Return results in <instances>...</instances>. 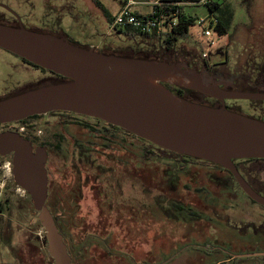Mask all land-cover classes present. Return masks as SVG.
<instances>
[{"label":"flooded vegetation","instance_id":"flooded-vegetation-1","mask_svg":"<svg viewBox=\"0 0 264 264\" xmlns=\"http://www.w3.org/2000/svg\"><path fill=\"white\" fill-rule=\"evenodd\" d=\"M16 2L18 6L14 11L9 0L0 1V5L13 12L12 14L0 7V21L14 26L22 25L33 31L41 30L56 34L74 43L66 33L61 35L58 32L59 29L63 31L58 21L64 14L58 12V6L49 2L48 4L57 11L53 12L54 10L50 9L49 15L44 17V10L47 7L41 3L42 22L37 27L40 29H37L32 28L37 25L32 20L34 17L31 9L33 10L34 5L31 0ZM49 16L54 18L47 21L45 18ZM172 50H175V47ZM8 54L16 58L19 65L6 64L9 69L6 71L2 61L0 62V97L43 81L62 80L49 71L11 53ZM257 59L256 57L254 60L252 57L247 60L239 71H234L235 68L228 69L227 55L224 60L213 63L201 60L197 64H200L202 69L197 68L208 70L213 75L222 73L225 78L238 76L233 82L236 89L255 90L252 81L256 79V72L255 67L251 65H254ZM259 59L264 60V56L260 55ZM18 66L39 72V80L17 83L18 79H14L10 72ZM257 78L263 85V90L256 91L264 92V71ZM207 101L208 105H220L210 98H207ZM232 102L240 101L227 100L225 106L231 108L229 104ZM251 111L255 113L256 109ZM4 132L18 133L31 144L33 150L37 148L45 150L47 195L51 191L54 196L51 202L53 211L74 214L96 210L97 214L93 220L84 219L82 227L88 229L95 223L101 229L130 227L134 230L132 237H135V234L144 235L148 243L152 226V205L139 204L137 196L138 171L144 166L148 170L161 173L164 183L172 189L180 186L182 194H186L183 196L184 203H193L198 208L195 211L199 218L194 219V222H197V225L204 223L199 227L197 236H189L187 239L183 235L182 241L188 243L164 263L181 255L185 258L194 257L198 264H264V215H250L245 210V203L248 200L263 209L264 207L252 201L243 192L229 171L208 162L160 149L119 127L69 111H52L19 122L2 124L0 134ZM11 157V154L0 155V264H10V258H17L15 248L11 252L12 247L8 238ZM233 164L247 185L264 198V159L239 160L233 161ZM197 169H200V172L196 171ZM186 198L188 201L185 202ZM166 202L169 203V207L172 203L176 204L169 202V199ZM90 203L94 207L92 210L89 208L92 206ZM142 212L145 216L138 220ZM69 219L67 222L70 226L78 225L74 216ZM100 242L108 244V238H103ZM186 248H193L196 251L187 253ZM243 255L251 256L236 257ZM152 258L153 252L150 248L146 252L147 263ZM128 259L134 261L131 255Z\"/></svg>","mask_w":264,"mask_h":264},{"label":"water","instance_id":"water-1","mask_svg":"<svg viewBox=\"0 0 264 264\" xmlns=\"http://www.w3.org/2000/svg\"><path fill=\"white\" fill-rule=\"evenodd\" d=\"M4 9L13 12L4 5ZM0 49L57 75L0 97V125L52 111L102 120L156 147L229 171L243 192L264 207L233 161L264 159V122L232 112L227 100L264 102V92L236 89L238 76L190 67L185 62L137 58L70 43L63 37L0 23ZM167 86L219 102L211 107L175 95ZM225 88H231L227 90ZM11 154L13 182L27 193L44 230L53 264H71L66 244L46 205L47 155L18 133L0 134V155ZM243 255L236 257H246Z\"/></svg>","mask_w":264,"mask_h":264},{"label":"rangeland","instance_id":"rangeland-1","mask_svg":"<svg viewBox=\"0 0 264 264\" xmlns=\"http://www.w3.org/2000/svg\"><path fill=\"white\" fill-rule=\"evenodd\" d=\"M223 1L230 3L233 7L234 18L232 27L226 36H214V44L210 47H208L202 36V29L196 23L189 29V38L182 39L176 44L175 50L171 51H159V42L157 40L146 42L139 40L132 41V39L119 35L115 31L109 32V24L105 15L108 17L115 15L120 6L118 0H31L34 5L33 10L31 9L34 17L32 20L37 25L32 28H37L42 22L40 17L43 13L41 3L43 2L47 7V9L44 10V17H46L49 15L48 12H51L50 9H53L48 4L51 2L55 6H58V12L62 14L64 13L61 20L58 21L63 28V31L59 29L58 32L61 35L66 33L70 41L75 44H84L86 47L89 45L90 47H92L91 45H95L96 47V45L99 46L107 43V45H104L103 47L99 46V48H95V50L119 53L126 56L135 52L149 56L156 55L159 59L167 57L171 62H185L189 66L194 65V67L200 69L202 68L200 64L198 65L197 63H200L201 60H203V53L207 54V60L210 63L218 62L219 59L222 61L224 60L225 55H227L228 69L235 68L233 69L234 71H239L241 70V67L245 65L247 60L249 61L252 59L255 53L264 56V0ZM9 2L12 9L16 11V6H18L16 0H9ZM95 3H98L100 7H97ZM183 9L186 15L192 18H195V16L197 18L204 17L208 13L207 8L204 5H198L196 7L186 6ZM53 10V12L57 11L55 9ZM52 18H54V16H49V18L45 19L48 21ZM105 33H108L109 35L105 37L102 36ZM1 61L4 64L5 69H7L6 64L19 65L16 58L0 49V62ZM16 68H13V72L10 73L14 79H18L17 83L21 84L28 81L34 82L40 78V74L37 71L26 69L22 66ZM8 70L9 69L6 71ZM184 98L187 100L200 101H204L203 99H205L207 101L206 97H200L195 93H187L184 95ZM232 103H230L229 106L246 116L253 115L251 111L253 108L264 111V103L261 102L240 101ZM196 171L200 172V169H197ZM138 172L137 196L139 204L148 203L155 209L154 218L152 214V226L148 243L146 242L144 235L140 236L135 234V237H132L134 230L130 227L101 229L95 223L93 227L88 228V232L97 236L99 240L106 237L108 238V244H105L106 247L115 252L134 255L135 262L133 261V263L135 264H141L142 261L143 263L145 262L146 252L150 248L153 249V256L158 260V256L163 252H168V249L172 246V240L169 238L168 229L162 234V227L165 225H162L164 223L162 222L164 219L163 215H166L163 209H166V206H168L166 205V200L169 198L177 199L179 195H176V193L180 192L178 188L171 189L172 187H168L166 183H164L162 175L159 172L155 171L154 174L153 171L148 170L144 166H141ZM49 193L52 194L51 191ZM9 195L10 213L8 238L10 246L12 247L11 252L13 251V248H15V251L17 252V258H10L9 263L53 264V261L47 253L45 234L38 222L37 213L34 211L27 193L22 191L13 182L11 165H9ZM46 200L50 201V199ZM181 200H183V197ZM186 201L188 200H185V202ZM245 204V210H247L250 215H264V209L258 205L252 204L248 200ZM91 205L92 206L89 207L91 208L90 210L94 208L93 204ZM188 205L198 210L197 206L193 203ZM85 206L86 205H84V208ZM96 214L97 212L95 210L78 213L77 215L84 216L85 220L88 219L90 221L93 220V217ZM141 215V217H138V220L145 216L143 212ZM169 220L174 221V217L171 215ZM82 222H78V227L83 225ZM189 222L191 223H177V235L182 234L181 236L183 237L184 235L187 239L189 236H197L199 227L203 226L204 223L197 225V222H194V220ZM69 231L75 243L82 240L87 235V231L80 228H74ZM66 232L68 233V231ZM111 241L112 243H109ZM186 249L187 253L196 251L193 248ZM163 259L166 260V257H163ZM157 260H155V263ZM249 260H255V258H249Z\"/></svg>","mask_w":264,"mask_h":264},{"label":"trees","instance_id":"trees-1","mask_svg":"<svg viewBox=\"0 0 264 264\" xmlns=\"http://www.w3.org/2000/svg\"><path fill=\"white\" fill-rule=\"evenodd\" d=\"M165 1H170V0H165ZM175 1L186 3L188 1L198 2L199 0H175ZM95 5L97 7H100V5L98 3H95ZM205 7L209 11V13H212V14L214 13L217 20H218V23H217L216 27L214 28V36H217V37L226 36L229 33V31L231 30L233 18H234V10H233V7L231 6V4L222 0L221 2L215 1L210 5H206ZM113 17H108L105 15V18H106L108 24L111 23V21L113 20ZM0 23L5 24V25H11L9 23L2 22V21H0ZM194 24H195V20L193 18L181 17L178 21V24L174 28H172L170 30V32L164 34L162 37H160L158 39H155L153 36L148 37V36L142 35L136 31L128 29V28L116 30L115 32L118 33L119 35H122V36L127 37L128 39H132V40H141L144 42L150 41L152 39L157 40L159 42V46H160L161 50L170 51L176 46V44L178 42H180L182 39L188 37L189 29ZM12 26H14V25H12ZM38 32L48 33V32H44L41 30ZM48 34H52V33H48ZM52 35L58 36L56 34H52ZM105 53H111V52H105ZM113 54L124 55V54H119V53H113ZM127 56L159 60V57H157L156 55L149 56L146 54H138L137 52H135L133 54H128ZM241 57H242V55H241ZM253 57H254L253 58L254 60L256 57L258 59L254 65L253 64L251 65V66L255 67V72H256V74H255L256 79H254L252 81V87L255 90H259V89L263 90V85L258 81L257 77L261 73H263V71H264V60L259 59V55L256 53L254 54ZM203 61H205V59ZM61 79H63V78H61ZM167 88H169L175 95H178L179 97H183V98H184L185 94L191 93V91L182 90V89L172 87V86H167ZM16 91H18V89L13 91V92H16ZM189 101L197 102L199 104H203V105H207V106H211V107H218V105H208L206 100H204V101L189 100ZM226 108L232 112L239 113L237 110L233 109L232 107L231 108L226 107ZM249 117H253L255 119H258V120L264 122V111H260L259 109H256V112L253 113V115H251ZM153 173L155 174V172H153ZM166 185L168 187H171L168 184H166ZM176 188H178V190L180 191V192L176 193V195H179V197L177 199L176 198H169V202L172 201V202H175L176 204L172 203V204H170V207L166 206V209H163L165 211L166 215H163L164 219L162 221V222H164L162 225L165 224L162 227V229H163L162 234H164L165 230L168 229L169 238H171V240H172V243H171L172 246L168 249V252L161 253L158 256L159 257L158 260L156 257L153 256L151 261H149L147 263V261L145 260L146 263L145 262L143 263V261H142L141 264H198V262L194 259V257L193 258H185L181 255H178V256L174 257L173 259H171L170 261L164 263L165 260L163 259V257L164 258L166 257V260L171 258L175 253L179 252V250L181 248H183L184 245H186L188 243V242L180 241V240H182L183 237L181 236L182 235L181 232H180L181 235H177V233H176V230L178 228V224L181 222L190 223L189 221H193L194 219L199 218V215L197 214L195 209L193 207H190L188 205V203H184V201L181 200V198L183 196H186V194H182V192L180 190V186H177ZM53 197H54L53 194L48 195L47 199H50V201L46 200V205H47L50 213L53 216V219L55 221V224H56L60 234L63 237L64 243L66 244L68 255L71 258V264H86V263L87 264H134L131 260L128 259L130 254L125 255V254H122L119 252H115L112 249L106 247V245L103 242H100V240L97 238V236H95L93 234H89L88 229H86L85 227H82V226L78 227V225H77V227H76V225L70 226L68 224L67 220L69 218L71 219V216H74V219H76V221H78V222L79 221L82 222L84 220V216L77 215L78 213H81V212L73 214V213H67V212H59L58 213L56 211H53L51 208V202H52ZM186 200H187V198H186ZM166 205H169V203L166 202ZM151 211H152L153 218H154L155 209L153 208V206L151 208ZM171 215L174 217V221L169 220L171 218ZM74 219H73V221H74ZM175 220H177V221H175ZM74 228H80L84 231H87V235L82 240H79L76 243L73 241L74 239H72L73 237L69 231V230L74 229ZM66 231H68V233ZM152 252H153V249H152ZM131 256L133 257L134 262H135V256L134 255H131ZM155 260H157L158 262L156 261V263H155Z\"/></svg>","mask_w":264,"mask_h":264},{"label":"built area","instance_id":"built-area-1","mask_svg":"<svg viewBox=\"0 0 264 264\" xmlns=\"http://www.w3.org/2000/svg\"><path fill=\"white\" fill-rule=\"evenodd\" d=\"M215 1L221 2L222 0H199L198 2L188 1L186 3L170 0H153L152 8L148 13H138L135 10L138 2L137 0H119L120 9L113 17L109 24L110 31L121 29H131L142 35L155 39L162 37L164 34L170 32L174 28L181 17L192 18L184 12V7H196L198 5H210ZM195 23L202 29V36L205 39L208 47L214 44V28L218 20L213 13L204 16L193 18ZM207 54H202V59H206Z\"/></svg>","mask_w":264,"mask_h":264},{"label":"crops","instance_id":"crops-1","mask_svg":"<svg viewBox=\"0 0 264 264\" xmlns=\"http://www.w3.org/2000/svg\"><path fill=\"white\" fill-rule=\"evenodd\" d=\"M119 1V0H118ZM152 1L153 0H137V2H138V4H137V6L135 7V10L138 12V13H148V12H150V10H151V8H152ZM120 3V2H119ZM119 9H120V6H119ZM119 9H118V11H119ZM118 11L115 13V15L118 13ZM207 12H209L208 10H207ZM208 14V13H207ZM115 15H113V16H115ZM112 16V17H113ZM108 30H109V28H108ZM109 32H110V30H109ZM109 34L108 33H105V34H103L102 36H108ZM152 40H154V39H152ZM152 40H150V41H152ZM139 41H141V40H139ZM101 44V43H100ZM104 45H107V43H104L103 45H99V46H101V47H103ZM90 46V45H89ZM92 47H94V48H99V46L98 45H96V47H95V45L93 46V45H91ZM103 50H105V49H103ZM113 51V50H112ZM105 52V51H104ZM204 60V59H203ZM205 60H207V56H206V59ZM220 60V59H219Z\"/></svg>","mask_w":264,"mask_h":264}]
</instances>
